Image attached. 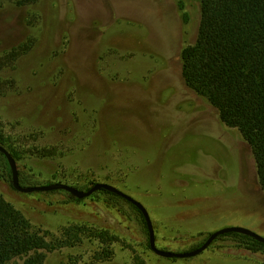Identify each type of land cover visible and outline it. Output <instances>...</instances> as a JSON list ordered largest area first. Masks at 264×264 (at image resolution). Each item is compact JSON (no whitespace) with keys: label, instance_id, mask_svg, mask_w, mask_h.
<instances>
[{"label":"rangeland","instance_id":"rangeland-1","mask_svg":"<svg viewBox=\"0 0 264 264\" xmlns=\"http://www.w3.org/2000/svg\"><path fill=\"white\" fill-rule=\"evenodd\" d=\"M200 19L201 0H0V56L32 43L0 68V131L26 186L112 184L144 206L162 250H192L227 226L264 237L250 145L181 76L180 52ZM3 172L0 158V194L32 226L57 234L78 223L119 238L111 259L93 264H264V252L229 237L192 257L159 256L127 204L20 192ZM97 245L49 252L44 264H90Z\"/></svg>","mask_w":264,"mask_h":264},{"label":"trees","instance_id":"trees-1","mask_svg":"<svg viewBox=\"0 0 264 264\" xmlns=\"http://www.w3.org/2000/svg\"><path fill=\"white\" fill-rule=\"evenodd\" d=\"M18 1L24 4L32 0ZM31 45L23 43L10 54L0 56V68L9 58L27 52ZM180 59L185 84L204 97L216 109L220 121L237 128L250 145L258 181L264 192V0H201L197 38L181 49ZM5 138L0 131V145L15 159V150L5 147ZM31 150L40 157L57 153L55 147H34ZM0 158L3 160V175L11 184L10 168L2 152ZM17 171L22 186L32 181L29 175ZM52 191L64 192L72 201H80L64 190ZM99 194L105 195L112 204H127L139 216L148 234L144 217L136 206L104 189L91 196ZM223 237L253 251L264 252V243L248 235L229 232L216 238ZM85 240L98 243L89 262L93 264L111 259L112 245L119 238L106 229L78 223L61 226L57 234L50 233L32 226L0 194V264H9L14 259L19 260L16 264H44L47 253L81 245ZM147 244L149 246L148 240ZM76 262L70 260L66 264ZM139 264L144 262L139 261Z\"/></svg>","mask_w":264,"mask_h":264},{"label":"water","instance_id":"water-1","mask_svg":"<svg viewBox=\"0 0 264 264\" xmlns=\"http://www.w3.org/2000/svg\"><path fill=\"white\" fill-rule=\"evenodd\" d=\"M0 152L4 154L8 162V165L10 168V174H11V184L14 189L20 192L28 193V192H34V191L64 190L70 193L71 195L75 196L76 198L81 199V198L90 196L93 192L97 190L104 189L129 201L134 206H136L142 213L144 220L146 222V226H147L149 247L155 254L159 256L166 257V258H186V257L195 256L199 254L200 252H202L218 235L229 233V232H238L241 234H245V235H248L254 238L255 240L259 242L264 243L263 236L255 233L254 231L248 228L241 227V226H227V227H223L218 230H215L214 232H211L207 236V238L198 247L192 250L185 251V252H172V251L159 249L155 245L154 232H153L151 220L149 218L147 210L144 208V206L140 202H138L137 200H135L133 197L123 192L122 190L118 189L114 185L105 183V182H96L93 185H91L89 188H87L86 190H82L75 186L62 183V182H53V183L37 185V186H22L18 179V171H17L15 159L12 157L10 152H8L1 145H0Z\"/></svg>","mask_w":264,"mask_h":264},{"label":"bare ground","instance_id":"bare-ground-1","mask_svg":"<svg viewBox=\"0 0 264 264\" xmlns=\"http://www.w3.org/2000/svg\"><path fill=\"white\" fill-rule=\"evenodd\" d=\"M123 1V0H122ZM93 37V36H92Z\"/></svg>","mask_w":264,"mask_h":264}]
</instances>
